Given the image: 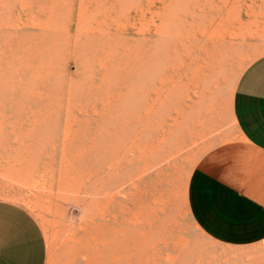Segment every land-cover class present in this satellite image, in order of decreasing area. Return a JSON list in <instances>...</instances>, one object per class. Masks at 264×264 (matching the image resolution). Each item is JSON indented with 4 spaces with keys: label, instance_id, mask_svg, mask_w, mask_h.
<instances>
[{
    "label": "rangeland",
    "instance_id": "374dc122",
    "mask_svg": "<svg viewBox=\"0 0 264 264\" xmlns=\"http://www.w3.org/2000/svg\"><path fill=\"white\" fill-rule=\"evenodd\" d=\"M264 0H0V198L47 264H264L204 233L188 180L239 141L236 83Z\"/></svg>",
    "mask_w": 264,
    "mask_h": 264
},
{
    "label": "crops",
    "instance_id": "0c3cea01",
    "mask_svg": "<svg viewBox=\"0 0 264 264\" xmlns=\"http://www.w3.org/2000/svg\"><path fill=\"white\" fill-rule=\"evenodd\" d=\"M240 140L201 159L188 180L187 202L204 233L233 244L264 238V55L240 75L232 97ZM0 264H47V241L34 214L0 198Z\"/></svg>",
    "mask_w": 264,
    "mask_h": 264
}]
</instances>
